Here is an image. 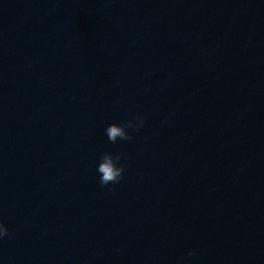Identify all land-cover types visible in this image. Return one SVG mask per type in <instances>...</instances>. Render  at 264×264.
Masks as SVG:
<instances>
[{
	"label": "clouds",
	"instance_id": "obj_1",
	"mask_svg": "<svg viewBox=\"0 0 264 264\" xmlns=\"http://www.w3.org/2000/svg\"><path fill=\"white\" fill-rule=\"evenodd\" d=\"M144 123L145 118L143 116L134 115L131 119L121 124L112 123L108 125L105 133L111 143H116L118 140L130 141L133 136L130 135L128 130L134 129L139 132ZM122 159H126V157L122 154L113 155L110 152H105L100 156L96 171L99 173L101 186L120 183L127 167L125 163H121ZM10 235H13V233H10L6 225L0 221V240ZM188 255L192 256L194 253H189Z\"/></svg>",
	"mask_w": 264,
	"mask_h": 264
}]
</instances>
